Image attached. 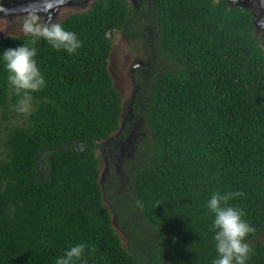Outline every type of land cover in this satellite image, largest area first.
<instances>
[{
    "label": "trees",
    "instance_id": "1",
    "mask_svg": "<svg viewBox=\"0 0 264 264\" xmlns=\"http://www.w3.org/2000/svg\"><path fill=\"white\" fill-rule=\"evenodd\" d=\"M142 13L155 26L151 58L165 63L145 81L136 75L148 153L130 190L115 195L99 181L96 154L121 115L110 33L146 36ZM54 22L81 41L75 53L24 33L0 37V264H55L78 243L86 264H212L205 205L236 191L244 195L227 206L255 228L246 264H264V37L252 11L227 0H93ZM22 45L36 48L46 87L17 123L3 51Z\"/></svg>",
    "mask_w": 264,
    "mask_h": 264
},
{
    "label": "rangeland",
    "instance_id": "2",
    "mask_svg": "<svg viewBox=\"0 0 264 264\" xmlns=\"http://www.w3.org/2000/svg\"><path fill=\"white\" fill-rule=\"evenodd\" d=\"M230 5L244 6L253 13L254 26L258 36L264 37V0H227ZM93 0H64L59 7L51 12L53 22L60 20L68 14L83 10L92 4ZM134 6H142L146 0H128ZM40 0H0V6L8 9V14L0 12V37L7 34H22V20L25 17L21 4H33L39 6ZM41 19L46 20L47 14L41 12ZM143 16V27L146 36L140 37L138 34L129 32L126 27L114 29L110 35L112 38V48L108 57V69L112 78L113 86L121 96V115L119 127L108 137L99 141L96 149L99 166V181L106 185L108 190L116 194H126L129 190V182L135 169L144 162L148 153L149 133L144 126V111L146 108V96L137 95L140 85L136 82V75L139 74L143 80L149 79L152 70L163 67V58L153 56L146 47V43L154 37L155 26ZM148 21V22H147ZM142 27V28H143ZM154 28V29H153ZM140 38V39H139ZM264 47V39L262 41ZM161 58V59H160ZM143 81V83H145ZM149 81V80H148ZM141 83V84H143ZM9 109L8 116L11 121L20 123L24 114ZM15 113L12 115L11 113ZM2 123L7 120L2 119ZM45 163L40 166L43 172ZM110 188V189H109ZM110 209L111 207L105 202ZM115 230L121 238V244L127 247L125 234L112 220ZM151 236L148 233V238ZM264 236V230L260 233Z\"/></svg>",
    "mask_w": 264,
    "mask_h": 264
},
{
    "label": "clouds",
    "instance_id": "3",
    "mask_svg": "<svg viewBox=\"0 0 264 264\" xmlns=\"http://www.w3.org/2000/svg\"><path fill=\"white\" fill-rule=\"evenodd\" d=\"M64 0H40L39 6L29 4L23 8L25 17L22 20V31L26 36L44 39L57 50H66L73 54L81 47V41L74 32L65 30L59 22H53L51 12L59 7ZM0 12L8 14L9 10L0 6ZM47 14V19L42 20L40 13ZM37 50L34 47L22 45L10 47L3 51V60L8 73L7 79L12 86L13 93L19 97L13 110L19 114L28 115L33 110V92L46 87V81L34 59ZM241 191L214 193L205 207L214 214L212 229L218 257L212 264H246L250 259L252 249L245 238L249 233H254L255 228L249 225L242 217L244 211L239 208L227 206L228 201L237 196H243ZM140 204L139 201H137ZM158 205V204H157ZM86 245L78 243L65 254L57 258L55 264H86L84 260ZM94 254L95 248L91 249Z\"/></svg>",
    "mask_w": 264,
    "mask_h": 264
},
{
    "label": "water",
    "instance_id": "4",
    "mask_svg": "<svg viewBox=\"0 0 264 264\" xmlns=\"http://www.w3.org/2000/svg\"><path fill=\"white\" fill-rule=\"evenodd\" d=\"M20 6H27V4H21Z\"/></svg>",
    "mask_w": 264,
    "mask_h": 264
},
{
    "label": "flooded vegetation",
    "instance_id": "5",
    "mask_svg": "<svg viewBox=\"0 0 264 264\" xmlns=\"http://www.w3.org/2000/svg\"><path fill=\"white\" fill-rule=\"evenodd\" d=\"M116 29H118V28H116Z\"/></svg>",
    "mask_w": 264,
    "mask_h": 264
}]
</instances>
